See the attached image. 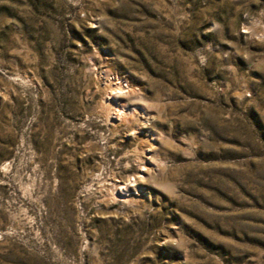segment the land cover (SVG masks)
I'll list each match as a JSON object with an SVG mask.
<instances>
[{"label": "rangeland", "instance_id": "obj_1", "mask_svg": "<svg viewBox=\"0 0 264 264\" xmlns=\"http://www.w3.org/2000/svg\"><path fill=\"white\" fill-rule=\"evenodd\" d=\"M0 264H264V0H0Z\"/></svg>", "mask_w": 264, "mask_h": 264}]
</instances>
